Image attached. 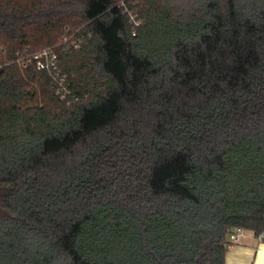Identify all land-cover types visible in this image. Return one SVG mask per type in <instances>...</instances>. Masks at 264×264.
<instances>
[{"label": "trees", "instance_id": "16d2710c", "mask_svg": "<svg viewBox=\"0 0 264 264\" xmlns=\"http://www.w3.org/2000/svg\"><path fill=\"white\" fill-rule=\"evenodd\" d=\"M65 35L73 105L9 63ZM0 64V264H224L264 229V0H0Z\"/></svg>", "mask_w": 264, "mask_h": 264}, {"label": "built area", "instance_id": "2783aa9c", "mask_svg": "<svg viewBox=\"0 0 264 264\" xmlns=\"http://www.w3.org/2000/svg\"><path fill=\"white\" fill-rule=\"evenodd\" d=\"M121 6L124 8V12L128 14L130 23L134 27L138 26L140 21L136 18V15L128 9L123 1L121 2ZM79 43V40L65 35L58 45L45 47L35 52H28L25 49L23 52L18 53L15 59L9 63L17 68H26L32 64L37 70L44 71L49 76L51 87L58 98L66 105H73L79 101V98L73 93L69 78L62 74L59 68L56 48L62 47L63 50L70 51L72 48L77 49ZM1 67L2 64H0ZM235 230L238 232L242 229L238 228ZM230 237L234 240L237 239L235 235H230ZM255 237L259 242H264V229L255 233Z\"/></svg>", "mask_w": 264, "mask_h": 264}, {"label": "crops", "instance_id": "0c3cea01", "mask_svg": "<svg viewBox=\"0 0 264 264\" xmlns=\"http://www.w3.org/2000/svg\"><path fill=\"white\" fill-rule=\"evenodd\" d=\"M229 237L224 264H264V242H259L255 234L248 230H234Z\"/></svg>", "mask_w": 264, "mask_h": 264}, {"label": "rangeland", "instance_id": "374dc122", "mask_svg": "<svg viewBox=\"0 0 264 264\" xmlns=\"http://www.w3.org/2000/svg\"><path fill=\"white\" fill-rule=\"evenodd\" d=\"M3 212V210L1 209V207H0V214Z\"/></svg>", "mask_w": 264, "mask_h": 264}]
</instances>
